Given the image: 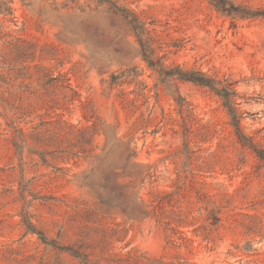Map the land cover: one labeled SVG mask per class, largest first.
<instances>
[{
	"label": "rangeland",
	"instance_id": "1",
	"mask_svg": "<svg viewBox=\"0 0 264 264\" xmlns=\"http://www.w3.org/2000/svg\"><path fill=\"white\" fill-rule=\"evenodd\" d=\"M224 4L0 0V264H264V0Z\"/></svg>",
	"mask_w": 264,
	"mask_h": 264
},
{
	"label": "trees",
	"instance_id": "2",
	"mask_svg": "<svg viewBox=\"0 0 264 264\" xmlns=\"http://www.w3.org/2000/svg\"><path fill=\"white\" fill-rule=\"evenodd\" d=\"M213 2H215V4L225 10V4H224V0H212ZM181 78L183 79H187V80H192L204 85H208L210 87H212L214 90L217 91V93H219L221 96H223L225 98V104L226 106L229 108L230 112L233 114V123L236 126V129L238 130L240 136H242L243 138L245 137L243 130L240 126V119L239 116L236 112L235 109V102L232 99V93L230 92H226V90H222L219 89L215 82L213 80H211L210 78L206 77L203 73L199 72V71H193V72H189V73H182L181 74ZM251 146L254 147V149L257 151L258 155L264 159V151L262 149H258L254 146V144L251 143Z\"/></svg>",
	"mask_w": 264,
	"mask_h": 264
}]
</instances>
